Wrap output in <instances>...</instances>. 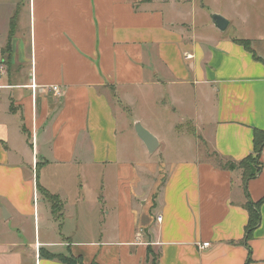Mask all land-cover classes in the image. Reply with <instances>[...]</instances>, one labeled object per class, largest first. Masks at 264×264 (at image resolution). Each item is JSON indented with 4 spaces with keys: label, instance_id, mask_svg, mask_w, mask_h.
Listing matches in <instances>:
<instances>
[{
    "label": "crops",
    "instance_id": "crops-1",
    "mask_svg": "<svg viewBox=\"0 0 264 264\" xmlns=\"http://www.w3.org/2000/svg\"><path fill=\"white\" fill-rule=\"evenodd\" d=\"M220 5L0 0V264H264V0Z\"/></svg>",
    "mask_w": 264,
    "mask_h": 264
},
{
    "label": "trees",
    "instance_id": "trees-1",
    "mask_svg": "<svg viewBox=\"0 0 264 264\" xmlns=\"http://www.w3.org/2000/svg\"><path fill=\"white\" fill-rule=\"evenodd\" d=\"M236 42L238 41L240 44H242L244 46L245 49L251 51L249 49V41L248 40H244V39H235ZM254 58L258 59V57L253 53ZM253 139H254V145H253V156L250 155L246 158H244L243 160L240 161V164L243 165H248L249 163H252L256 166V171L255 173H252L251 171H249L248 167H245L244 169L245 171V177L244 180L250 177L255 176V174L257 172H259V164H258V158L260 155V151L264 146V131L255 129L254 133H253ZM257 164V165H256ZM262 201H257L256 203H253L250 199L248 200L247 204H246V208L247 211L249 213V218L247 221V224L245 225L246 231H245V236H244V242L247 241L250 236L251 233L254 229H256L257 225L260 222V213H259V205ZM158 251H156L154 248L152 247H148L147 248V252L144 258V264H158ZM48 257L51 256V254L47 255ZM59 259L61 260H65L66 263L68 264H84L79 258H75L73 256H63V257H59ZM91 264H98L97 262L93 261V263Z\"/></svg>",
    "mask_w": 264,
    "mask_h": 264
},
{
    "label": "rangeland",
    "instance_id": "rangeland-1",
    "mask_svg": "<svg viewBox=\"0 0 264 264\" xmlns=\"http://www.w3.org/2000/svg\"><path fill=\"white\" fill-rule=\"evenodd\" d=\"M166 1L171 2L173 5H175V7L178 8V12L179 13H185V14H182V16L180 17L182 21L186 22V23H181L182 27L183 26L184 27H188V25H191L193 23V25L196 27V30L198 32H201L205 28H207L208 26H212L214 24L213 22L211 23L209 21L208 17H207V13L209 11L213 10L211 8L215 7V9H220L219 8V7H221L220 3L222 4V7H224L223 3L225 1L228 2V0H224V1H219V0H166ZM237 1H239V0H237ZM242 2L243 3L246 2L247 5H249V4H251V2H253V0H242ZM226 5H228V3ZM203 6H205V9L202 10V13L199 14V9L203 8ZM227 8H229V9H227ZM227 8H224L223 10H225L229 14H231L233 10L230 8L229 5H228ZM191 10L195 11L197 14L194 15V16L191 15L190 14ZM203 15H206V18H204L205 16H203ZM253 15H254V12L251 13V16H253ZM229 17L232 20H235V18H236V16H234V15H231ZM183 18H185V19H183ZM231 22L233 23V21H231ZM210 23L212 25H209ZM228 31L231 32V27L228 29ZM110 92H111V90H110ZM112 97H113V94H112V96L110 94L109 98L114 99ZM156 121H159V120H156ZM147 156L153 158L154 157V153H151L150 155L148 154Z\"/></svg>",
    "mask_w": 264,
    "mask_h": 264
},
{
    "label": "water",
    "instance_id": "water-1",
    "mask_svg": "<svg viewBox=\"0 0 264 264\" xmlns=\"http://www.w3.org/2000/svg\"><path fill=\"white\" fill-rule=\"evenodd\" d=\"M210 18L215 27L220 31L226 29L229 24V20H227V18L222 14L212 13ZM134 127L138 137L142 142H144L148 153L152 152L158 146L156 136L151 131L143 127L138 121L135 122Z\"/></svg>",
    "mask_w": 264,
    "mask_h": 264
},
{
    "label": "built area",
    "instance_id": "built-area-1",
    "mask_svg": "<svg viewBox=\"0 0 264 264\" xmlns=\"http://www.w3.org/2000/svg\"><path fill=\"white\" fill-rule=\"evenodd\" d=\"M1 68V67H0ZM55 90L57 89V87H53ZM157 220H161V216H158L157 217ZM202 245L200 246V247H205V246H208L209 244L207 243V242H203V243H201Z\"/></svg>",
    "mask_w": 264,
    "mask_h": 264
}]
</instances>
